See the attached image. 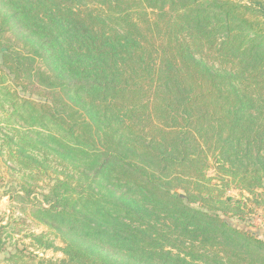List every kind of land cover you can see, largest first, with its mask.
<instances>
[{
	"label": "trees",
	"instance_id": "16d2710c",
	"mask_svg": "<svg viewBox=\"0 0 264 264\" xmlns=\"http://www.w3.org/2000/svg\"><path fill=\"white\" fill-rule=\"evenodd\" d=\"M0 69L19 156L73 173L15 194L63 256L7 261L264 264V0H0Z\"/></svg>",
	"mask_w": 264,
	"mask_h": 264
},
{
	"label": "rangeland",
	"instance_id": "374dc122",
	"mask_svg": "<svg viewBox=\"0 0 264 264\" xmlns=\"http://www.w3.org/2000/svg\"><path fill=\"white\" fill-rule=\"evenodd\" d=\"M1 76H3V73L0 69V78ZM5 86L0 85V190L8 192L13 189L14 193L13 195L8 193L10 197H2L0 201V219L3 221L2 224H7L9 218L20 220L21 222L17 225L12 224L6 230L3 238L6 242L5 251L0 254V264H13L7 259L16 249L23 250L26 255L29 253L35 254L39 258H61L63 254L57 249L46 251L37 249L39 248L37 247L38 243L33 241L30 234L40 235L50 231L46 226L40 225L35 221L29 211H24L27 206L21 200L15 199V194L18 186L22 183L34 186L41 180L62 177L63 174L73 175V173L62 162L61 156L57 152L58 148L46 140L42 141L36 150H26V153L36 160L33 166L30 167L33 161L19 156L18 148L16 147V136L18 132H27L29 128L19 121V117L12 115V100L6 96L8 92ZM31 138H35L37 143L40 141L35 134ZM36 162L41 164V166L45 165L46 170L42 167L37 172L39 168H36ZM210 173L212 174L213 172L211 171ZM227 196L242 198L235 189L228 191ZM259 204L253 201V214L250 213L252 217L249 222L251 231L264 239V205ZM229 222L239 227L246 226L234 219L229 220ZM49 235L50 241L53 240L57 247L63 246L60 240L55 237V234L51 233ZM29 264H32V262H29Z\"/></svg>",
	"mask_w": 264,
	"mask_h": 264
},
{
	"label": "water",
	"instance_id": "95a60500",
	"mask_svg": "<svg viewBox=\"0 0 264 264\" xmlns=\"http://www.w3.org/2000/svg\"><path fill=\"white\" fill-rule=\"evenodd\" d=\"M183 197V196H182Z\"/></svg>",
	"mask_w": 264,
	"mask_h": 264
}]
</instances>
